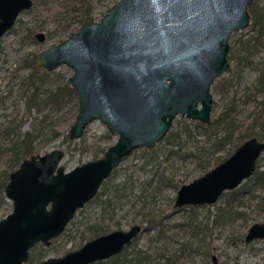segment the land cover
Here are the masks:
<instances>
[{
	"label": "water",
	"instance_id": "obj_1",
	"mask_svg": "<svg viewBox=\"0 0 264 264\" xmlns=\"http://www.w3.org/2000/svg\"><path fill=\"white\" fill-rule=\"evenodd\" d=\"M255 0H117L100 18L87 22L36 57L53 71L65 64L78 95L69 132L80 139L95 120L117 136L104 155L70 170L59 164L66 153L54 149L24 159L5 188L13 210L0 220V264H24L32 248L65 232L77 211L93 200L102 184L136 149L154 148L174 119L211 122L216 79L228 71L231 35L251 24ZM34 0H0V38ZM45 41L44 32L35 34ZM264 140L250 137L225 160L179 188L177 210L214 204L253 177ZM145 228L136 224L96 236L79 249L38 264H94L131 245ZM264 239V222L245 236ZM213 263L218 264L216 255Z\"/></svg>",
	"mask_w": 264,
	"mask_h": 264
},
{
	"label": "rangeland",
	"instance_id": "obj_2",
	"mask_svg": "<svg viewBox=\"0 0 264 264\" xmlns=\"http://www.w3.org/2000/svg\"><path fill=\"white\" fill-rule=\"evenodd\" d=\"M92 2L96 7V20H100L117 0H92ZM69 6L70 3L64 0H51L47 6L43 4L36 5V0H34L33 7L22 11L15 26L0 38V220L13 210V202L8 199L5 190L1 189L2 183L6 180V168L11 156V142L5 132L6 126L11 122L21 123V132H27L33 130L34 122L43 113H49V124L56 126L61 131V135L46 142L37 139L34 143L36 151H38L36 154H44L54 149L64 150L66 155L61 164L67 170L92 160L93 151L90 152L92 148L111 145L117 141V136L110 134L104 123L95 120L88 125L81 137L85 140L84 144L80 145L79 150L69 152L70 142L65 140V136L69 137L70 128L75 121L78 112L77 100L74 103L69 102L58 106L42 104L41 110L34 107L29 113L26 100L19 97L21 79L24 76L34 72L35 77H45L44 73L47 69L37 65V54L51 44L62 42L72 32L80 28L78 19L74 18L76 14L67 11ZM38 32L45 33V41H39L36 38L35 34ZM252 35L253 32L250 26L231 35L229 51H234L238 58L235 57L229 60L230 67L228 71L219 76L211 87L214 97L211 120L216 118L227 106L235 104L233 115L235 114L239 126L233 141H237L235 138L240 133V137H244L250 126L259 124L264 113V89L262 87L257 88V79L264 70V45L253 55H248V52L242 48V43L246 42ZM245 56L249 57L248 64H240L239 58L244 59ZM244 60L246 61V59ZM32 61L35 63L33 66ZM49 72L51 74L48 76V81L61 84L73 75L74 70L63 64ZM221 84L223 89L220 88ZM198 123L204 125L200 121L178 115L174 119L171 129L180 132L184 126L190 127L192 137L189 141H186L189 133H181L186 142L184 150L193 149L195 145H205L208 147H206L205 152L210 151L215 137L208 138L203 132V127L199 126ZM108 134L111 137L110 139H107ZM80 139L74 140L79 141ZM74 145V143L71 144V148ZM159 145L164 150L158 149L165 153L171 149V146L166 145L164 139L156 146ZM84 147H87L88 151L81 155V149ZM145 148L147 147L136 149L116 168L112 174L115 183L128 182L130 184L131 179L142 180L143 175L138 168L139 165L134 166L142 162L143 156L147 153ZM233 149H235L234 143H228L224 148L216 150L212 158L217 156L229 157L232 153L230 155L228 153ZM174 155L164 165L169 169L167 174L175 177V184L178 183L180 187L182 184L189 183L210 170L202 168L193 157L181 158ZM258 163L261 164V170H264V152ZM180 187L176 188L171 185L162 188L160 191L150 189L151 194L154 195L157 208L164 216L165 223L170 226L167 229V237L160 242H155V239L152 240L155 230L145 229L132 243L128 249L129 251L137 248L149 250L155 263H157L160 260L159 253L165 252V249L170 254L173 251L179 253L178 250L182 247V243L191 238V231L187 227L181 229L176 226L179 223L186 222L188 215L187 210L180 211L174 207ZM248 187L253 190V195H250V193L243 194L246 189L244 185L237 197L231 195L228 199V195L224 193L216 203L198 206L199 208L196 211L199 220L203 222L202 225L208 223L211 227L212 246L210 253L208 256L203 250L196 251L189 257H181L180 264H214L213 255L217 256L218 264H264V239H256L250 242L245 240L247 231L253 223L264 222V185L259 187L252 182L248 184ZM102 189L103 186H101L99 192ZM240 202L243 203L239 208L243 212V216H237L230 222L217 223L219 207L237 206ZM131 205L132 203H130V207L127 206L124 210H119L113 221H105L110 224L108 232L119 229L118 222L121 226L120 229L131 227V221L135 216L138 204L133 207ZM103 222L102 212L97 204L87 203L76 213L74 219L68 225L65 230L68 231L66 235L56 242L54 240L51 246L44 245L49 250L47 257H58L69 251L79 249L89 240V238L86 239L89 234V225L102 224ZM39 262L35 261L34 264ZM28 263L29 261L24 264Z\"/></svg>",
	"mask_w": 264,
	"mask_h": 264
},
{
	"label": "trees",
	"instance_id": "obj_3",
	"mask_svg": "<svg viewBox=\"0 0 264 264\" xmlns=\"http://www.w3.org/2000/svg\"><path fill=\"white\" fill-rule=\"evenodd\" d=\"M70 3V6L67 8L68 12H73L76 14L74 18L78 19L80 26L87 22H93L96 20V7L94 6L92 0H64ZM51 0H36V5H49ZM251 16L250 28L253 32V35L244 43H242V48L246 50L249 54H255L261 46L264 45V0H255L249 8ZM68 28V27H67ZM237 57L235 52H230L228 58L234 59ZM238 58V57H237ZM246 59L239 58L240 64H248L249 57H243ZM35 65L32 61V66ZM38 69V68H35ZM45 77H35V73L31 72L28 75L24 76L21 79V84L19 88V97L26 100V104L29 106V113L34 107H37L41 110L42 104H52L58 106L59 104L71 103L77 100L78 106V95L74 87L71 86L69 79L60 83H50L48 81V76L51 74L48 70H45ZM257 88L264 89V70L261 73L260 77L257 79ZM220 88L223 89L222 84ZM264 104V103H263ZM227 106L216 118L212 119L209 124L198 123L199 126L203 127L204 134L210 138L211 136L215 137V141L211 147L212 150L205 152V145H195L193 149L188 148L184 150L186 142L182 138V132L189 133V141L192 137L190 127L184 126V128L178 132L172 129L169 130L168 134L165 136L164 141L166 145L171 146V149L165 153L160 151L158 148H161L160 145L154 148H145L147 153L143 156L142 162L135 165L138 166L140 172L143 175L141 181L132 180L130 184L128 182L115 183L113 181L112 175L106 179L103 183V189L98 193V195L91 201L92 203L97 204L98 208L102 212L104 222L102 224H90L89 239L99 236L101 234L107 233L110 229V224L108 221H113L119 210H124L127 206L131 207L137 205V210L134 218L131 221V226L136 224L143 225L146 230H155V235L152 237L154 241H162L167 237V229L170 227L165 223L164 216L157 208L156 203L154 202V195L151 194L150 189L160 191L166 186L174 185L178 188L180 185L175 184V177L169 176L167 173L169 169L165 167V163L174 156L184 157H193L198 164L206 169H211L223 160L228 157H214L212 158L213 153L224 148L228 143H234V148L236 149L244 140L250 137H257L261 140H264V113L262 120L257 125L250 126L248 132L244 134V137L235 138L237 141H233L235 132L238 128V121L235 118L234 106ZM49 113H43L41 117L33 124V130L27 132H21V123L15 124L11 122L6 126L5 132L6 136L11 142V156L8 160V166L6 168V180L2 183L1 189L4 190L6 184L10 179V173L17 169L20 163L33 155L36 151L35 142L37 139H42L43 142H46L50 139H55L61 135V131L57 129L56 126L49 124ZM110 135H107V139H110ZM65 140L70 142L68 151L79 150L80 145L84 144V139L81 138L79 141L70 139L68 136H65ZM75 144L71 148V144ZM110 145L97 146V148H92L90 152L93 151V159H97L104 155L106 149ZM84 147L81 149V155H84L88 149ZM208 148V147H207ZM230 151L228 155L234 152ZM30 155V156H29ZM29 156V157H27ZM254 183L256 186L262 187L264 185V170H261V164L258 163L257 171L248 179L244 184H242L237 189L225 192L229 197H237L240 193V190L245 185V193H250L253 195V190L248 187L249 183ZM155 191V192H156ZM153 196V199H152ZM243 205L240 202L237 206L228 205L224 207H219L217 211V223L230 222L235 219L237 216H243V212L239 210ZM198 206H189L183 210H187V221L184 223H179L176 226L184 229L187 227L191 231V238L187 239L182 243V247L173 253L165 252L159 253L160 260L155 263V260L149 250H144L141 248L134 249L129 251V245L125 250L107 260L96 262L94 264H180L181 257H189L192 253L196 251L203 250L206 254L210 253L212 246L211 242V232L208 223L202 225V221L199 220L197 209ZM199 220V221H198ZM107 221V222H105ZM107 223V224H106ZM117 225L120 229V223ZM68 232V231H67ZM66 231L55 239V242L61 239L67 233ZM85 237V235H83ZM85 240V239H84ZM136 241V239H135ZM54 242V241H53ZM196 243V244H195ZM38 249V250H36ZM49 250L44 247V244L38 243L32 248L30 253L29 263L34 264V262H39L45 259L48 256Z\"/></svg>",
	"mask_w": 264,
	"mask_h": 264
},
{
	"label": "flooded vegetation",
	"instance_id": "obj_4",
	"mask_svg": "<svg viewBox=\"0 0 264 264\" xmlns=\"http://www.w3.org/2000/svg\"><path fill=\"white\" fill-rule=\"evenodd\" d=\"M110 134H111V133H110ZM247 139H248V138H247ZM244 141H245V140H244ZM244 141H243V142H244ZM111 145H112V144H111ZM111 145H110V146H111ZM29 158H30V157H29ZM99 158H100V157H99ZM20 164H21V163H20ZM60 165H61V163L59 164V166H60ZM62 165H63V164H62ZM19 166H20V165H19ZM15 170H16V169H15ZM15 170H14V171H15ZM115 170H116V169H115ZM115 170H114V171H115ZM12 172H13V171H12ZM12 172H11V173H12ZM11 173H10V175H11ZM112 174H113V173H112ZM9 180H10V179H9ZM8 182H9V181H8ZM7 184H8V183H7ZM7 184H6V186H7ZM240 186H241V185H240ZM240 186H239V187H240ZM5 188H6V187H5ZM4 190H5V189H4ZM98 193H99V192H98ZM97 195H98V194H97ZM91 201H92V200H91ZM91 201H90V202H91ZM88 203H89V202H88ZM79 210H80V209H79ZM79 210H78V211H79ZM78 211H77V212H78ZM69 224H70V223H69ZM67 227H68V226H67ZM131 227H132V226H131ZM131 227H130V228H131ZM66 229H67V228H66ZM128 229H129V228H128ZM63 233H64V232H63ZM63 233H62V234H63ZM62 234H61V235H62ZM61 235H60V236H61ZM57 238H58V237H57ZM55 239H56V238H55ZM55 239H54V240H55ZM91 239H92V238H91ZM54 240H53V241H54ZM89 240H90V239H89ZM87 241H88V240H87ZM87 241H86V242H87ZM86 242H85V243H86ZM42 244H43V243H42ZM52 244H53V243H52Z\"/></svg>",
	"mask_w": 264,
	"mask_h": 264
},
{
	"label": "snow or ice",
	"instance_id": "obj_5",
	"mask_svg": "<svg viewBox=\"0 0 264 264\" xmlns=\"http://www.w3.org/2000/svg\"><path fill=\"white\" fill-rule=\"evenodd\" d=\"M156 2V0H153V3H155Z\"/></svg>",
	"mask_w": 264,
	"mask_h": 264
}]
</instances>
